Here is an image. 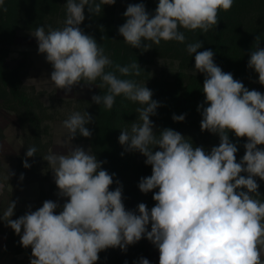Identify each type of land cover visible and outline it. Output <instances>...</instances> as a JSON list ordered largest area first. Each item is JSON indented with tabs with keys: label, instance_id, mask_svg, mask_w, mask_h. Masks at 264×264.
Returning <instances> with one entry per match:
<instances>
[{
	"label": "clouds",
	"instance_id": "9594fccd",
	"mask_svg": "<svg viewBox=\"0 0 264 264\" xmlns=\"http://www.w3.org/2000/svg\"><path fill=\"white\" fill-rule=\"evenodd\" d=\"M4 3L0 0V10L6 12ZM115 3L67 0L64 27L49 26L47 32L38 27L32 35L39 53L52 66L50 80L57 89L71 92L81 83L96 85L99 78L98 87L107 85L108 90L103 96L93 95L94 103L111 110L115 98L123 95L142 105L136 110L142 123L133 122L130 131L121 130L118 140L125 151L140 152L151 165L152 174L141 178L138 187L145 194L158 189L152 197L155 206L149 211L140 203L138 214L126 210L122 187L110 190L115 174L103 170L95 154L77 145L66 154L52 152L43 157L54 174L58 195L67 202L61 206L46 200L42 207L13 220L16 202L10 201L0 219L20 235L24 248L31 247L30 264H96L101 251L125 250L145 237L159 250V264H264V202L253 198V194L261 196L256 178L264 181V94L224 72L215 64L212 50L198 51L203 41L189 43L187 52L195 54V69L205 74L202 92L207 107L198 106V111L202 108L200 128L218 135L219 145L206 151L171 128L157 137L150 116L160 105L152 99V91L116 75L133 71L139 75V64L113 65L94 37L80 27L85 6L97 15L101 5ZM232 5L233 0H159L150 18L144 3L129 4L126 22L118 32L133 48L140 49L144 40L184 43L181 28L207 33L218 25L219 11H228ZM255 44L247 66L264 85V48L258 36ZM109 66L114 70L106 72ZM93 119L88 112L71 114L63 121L66 142L71 143L77 134L90 138L86 125ZM172 119L182 122L185 115ZM229 133L247 140L239 162L238 147ZM36 151L27 148L26 157L35 156ZM23 166L30 167L27 160ZM58 207L61 211L56 214ZM140 264L150 262L142 258Z\"/></svg>",
	"mask_w": 264,
	"mask_h": 264
},
{
	"label": "rangeland",
	"instance_id": "374dc122",
	"mask_svg": "<svg viewBox=\"0 0 264 264\" xmlns=\"http://www.w3.org/2000/svg\"><path fill=\"white\" fill-rule=\"evenodd\" d=\"M66 2L67 0H10L12 27L5 39L8 46L7 63L10 69L18 72L27 91L38 97L35 111L39 114L43 126L40 140L31 139V147L37 149L35 156L26 157L22 152L24 138L19 117L15 112L0 105V217L8 208L10 201L16 202L14 214L11 217L13 220L42 207L46 200L57 202L61 206L67 202V198L58 195L54 174L47 161L43 159L44 156L52 152L66 154L72 146L77 145L93 154L87 138L79 134L71 143L66 142L68 131L63 127V121L75 112L81 114L88 112L94 117L96 103L92 101V96L100 95L106 85L98 87L102 84L98 78L95 82L97 86L81 83L75 85L71 92L57 89L54 82L50 80L52 66L46 61L45 54L39 53L37 39L32 35L38 27H44L46 32L49 26L53 29L63 28L66 20ZM99 2L100 0H96V3ZM158 2L159 0L154 4ZM137 3H144L145 7L147 5L146 0H116L114 5H101L102 10L97 15L89 13L85 6V20L80 27L85 34L93 36L103 48L104 54L109 56L115 51L114 44L119 39H123L118 32V27L126 22L124 12L129 4ZM221 17H223L225 29L235 27L242 33L241 51L247 56L245 69L242 70L247 75L243 80L244 86L249 90H261L257 83L250 87L253 79L248 77L255 72L247 65L251 50H255L257 36L260 39L259 46L264 48V0H233L231 9L223 11ZM99 27H103L105 31L95 35ZM147 54L143 58L145 61L139 69V75H136L134 80L139 86L145 85L147 88L151 84L152 87L157 86L158 93L164 92L167 83L171 86L177 85V82L185 84L190 79L188 75L196 70L195 63L171 54L164 55L160 52ZM136 55L143 54L137 52ZM105 71H111L110 66L106 67ZM150 120L153 122L155 132L157 123L152 116ZM201 120L192 112L188 113L179 133L192 142L193 146L210 151L215 145H212V140L204 135L206 131H201ZM133 122L142 123L139 114L135 119L126 121L120 132L125 129L130 131ZM127 152L131 154L132 161L121 184L124 206L126 210L138 214V205L144 203L150 211L155 206V202L150 201L153 191L142 193L138 184L141 178L152 174V167L145 163L146 157L140 152ZM25 160L30 165L29 168L23 166ZM22 174L23 179H21ZM253 198L261 200V196L257 197L255 194ZM60 211L61 208L58 207L56 214ZM150 230L151 224L148 226V231ZM125 250L129 256L128 260L132 262L130 264H140L142 258L148 259L150 264H159V250L146 237L127 246ZM31 251V247L24 248L20 244V235H17L3 219H0V264H30Z\"/></svg>",
	"mask_w": 264,
	"mask_h": 264
},
{
	"label": "trees",
	"instance_id": "16d2710c",
	"mask_svg": "<svg viewBox=\"0 0 264 264\" xmlns=\"http://www.w3.org/2000/svg\"><path fill=\"white\" fill-rule=\"evenodd\" d=\"M146 1V11L151 18V16L155 15L158 4L154 3L157 0ZM4 7L7 8L6 12L0 10V105L15 112L19 117L22 137L24 138L22 152L24 156H26L27 148L31 147V139L35 138L40 140V132L43 124L39 119V114L35 111L38 97L27 91L18 72L10 69L7 63L8 46H6L7 42L5 39L12 27L10 23L11 13L9 11L11 10L10 0H5ZM222 12L223 11H219L218 13V18L220 20L218 25L211 28L207 33L199 29L188 31L181 28L180 31H182L186 37L184 43L174 40L167 42L161 40L159 44H156L151 40H144L142 42L143 46L139 49L133 48L123 39H119L114 44V53L108 57L113 61V65L119 64L120 66H129L136 63L141 67L145 61L143 58L148 55L147 53L160 52L164 55L171 54L182 60L184 59L190 63H195V54L190 55L187 52V44L203 41L202 48L198 51L212 50L215 53V64L224 72L232 73L234 79L245 84L243 80L247 75L243 73L242 70L244 71L245 69V59H247V56L241 51L243 47L241 41L242 33L235 27L225 29L226 27L222 20L223 17H221ZM104 31L103 27H99L95 35ZM137 52L143 55L137 56ZM110 68L111 71L114 70L112 66H110ZM194 71V73L188 75L190 79L185 84L177 82V85L171 86L167 83L164 92L158 93L156 90L157 86L152 87V84L148 87L153 93L152 99L157 101L160 105L156 109V114L152 115L157 123V128H155L157 135L166 128H171L179 132L184 121H174L172 119L173 115H185L186 118L188 113L192 112L196 117L202 119V108L198 111V106L203 105L207 107V104L204 103L205 96L202 92L205 74L199 73L196 70ZM116 75L121 79L132 80L136 83L134 80L137 77L135 71L128 76H122L119 72H116ZM181 75L187 76V74L183 73H181ZM251 75L252 76L248 77L253 79V82H250V87L257 83L261 88L259 91L264 94V85L258 83V74L255 73ZM105 87L106 88H103L100 93L101 96L107 94L108 86L106 85ZM140 107H142V105L138 102H133L123 95H120L115 98V103L111 110L106 109L103 104H96L94 119L86 125L92 132V136L87 138V141L91 146L93 154L96 155L99 161L103 162L101 165L103 170H106L109 174H115L113 176L114 182L110 186V190L121 187L123 179L130 169L132 156L122 148L118 138L121 133L120 129L122 125L130 119H135L139 114L136 110ZM204 135L206 138L208 137L212 140V145H219L220 140L218 135L208 131H206ZM229 139L238 147L236 158L239 162L245 153L244 144L247 140L246 138H237L233 133H229ZM256 179L257 183L260 185L258 191L261 194V201L264 202V181L259 180V178ZM156 191H158V189H154L152 195H154ZM150 201L155 202L153 198H151ZM128 259L129 256L126 250H122L118 247L109 248L99 253V260L96 264L132 263L131 260Z\"/></svg>",
	"mask_w": 264,
	"mask_h": 264
}]
</instances>
